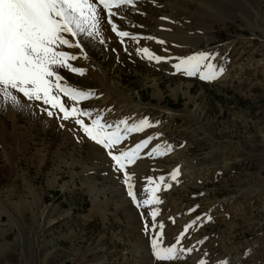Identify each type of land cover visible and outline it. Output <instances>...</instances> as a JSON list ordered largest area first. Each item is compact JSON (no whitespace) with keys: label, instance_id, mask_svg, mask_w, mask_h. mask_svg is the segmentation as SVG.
Returning a JSON list of instances; mask_svg holds the SVG:
<instances>
[{"label":"rangeland","instance_id":"rangeland-1","mask_svg":"<svg viewBox=\"0 0 264 264\" xmlns=\"http://www.w3.org/2000/svg\"><path fill=\"white\" fill-rule=\"evenodd\" d=\"M113 11L118 30L139 42L118 37L104 13L83 52L64 49L85 74H61L94 93L77 105L91 111L86 123L99 114L113 130L120 120L154 125L113 151L156 137L125 170L141 199L148 177L172 185L149 206L165 245L200 217L178 245L194 250L167 264H264V0H134ZM143 47L172 59L149 61ZM198 52L224 69L216 80L176 72V58ZM31 105L0 109V264H157L149 209L135 207L107 150L58 109L49 117ZM157 145L172 151L149 155Z\"/></svg>","mask_w":264,"mask_h":264},{"label":"snow or ice","instance_id":"snow-or-ice-1","mask_svg":"<svg viewBox=\"0 0 264 264\" xmlns=\"http://www.w3.org/2000/svg\"><path fill=\"white\" fill-rule=\"evenodd\" d=\"M125 5H134V0H0V109L11 106L22 110L32 106L24 101L39 102L47 106L42 111L49 117L55 115L50 109H58L64 120L74 119L85 136L106 149L117 170L123 172L127 195L135 207L149 209L151 221L145 222L144 231L151 235L154 260L157 264H167L183 258L185 252L191 253L194 250L178 245L200 217L185 225L175 243L165 245L164 225L161 223L157 226L155 223L159 210L149 206L162 203L157 194L172 185L167 184L163 176L155 181L148 177L146 179L149 186L144 189L148 198L141 199L134 191L132 175L125 170L127 166L136 163L141 150L147 148L156 137L150 136L131 149L120 150L119 154H114L113 151L127 139L129 133L143 132L154 125L146 118L132 125L126 120H120L116 122L113 130V124L106 122L99 114L90 123H86L81 117H91L92 113L77 105L91 98L94 93L70 85L61 74L62 71L81 76L85 74V69L75 67L72 63L80 57L64 49L76 48L83 52L84 40L93 37L94 33H99L105 20L104 13L107 14V24L111 25V30L118 37H127L139 42L141 37L127 31H119L113 22L117 15L113 9L119 10ZM156 42L166 43L163 40ZM137 53L156 63L172 59L158 56L147 47L138 48ZM176 59L178 62L173 64V67L177 73L198 77L202 81H214L224 71L222 67L218 69L217 65L212 63L215 57L208 52H198ZM62 97H67L73 102L72 105H67ZM120 125H124L123 130ZM171 151V145H157L149 155H167ZM179 174V168L175 169L171 179L176 180ZM195 210L196 208H192L189 211ZM141 215L143 216V212ZM208 219L210 220L211 216H208ZM199 264L207 262L201 260ZM220 264H228V261H221Z\"/></svg>","mask_w":264,"mask_h":264},{"label":"bare ground","instance_id":"bare-ground-1","mask_svg":"<svg viewBox=\"0 0 264 264\" xmlns=\"http://www.w3.org/2000/svg\"><path fill=\"white\" fill-rule=\"evenodd\" d=\"M105 98H106V97H105ZM24 103H27V102L24 101ZM30 103H31V102H30ZM32 106H33V105H32ZM40 106H41V105H40ZM38 107H39V106H38ZM41 107H42V106H41ZM46 107H47V106H46ZM134 112H136V109L134 110ZM39 116H40V115H39ZM44 121H45V120H44ZM70 128H71V127H70ZM70 128H69V129H70ZM69 129H68V130H69ZM71 130H72V128H71ZM71 132H72V131H71ZM72 133H73V132H72ZM136 221H137V220H136Z\"/></svg>","mask_w":264,"mask_h":264}]
</instances>
